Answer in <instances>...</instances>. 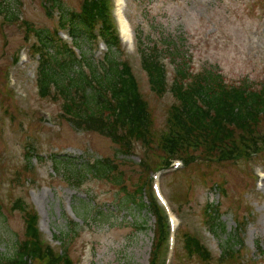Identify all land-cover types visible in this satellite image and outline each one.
I'll use <instances>...</instances> for the list:
<instances>
[{
    "label": "rangeland",
    "instance_id": "1",
    "mask_svg": "<svg viewBox=\"0 0 264 264\" xmlns=\"http://www.w3.org/2000/svg\"><path fill=\"white\" fill-rule=\"evenodd\" d=\"M124 2L122 14L132 35L121 39L120 50L148 102L157 134L166 127L173 97L169 93L156 96L149 89L135 50L134 30H139L148 42L159 41V35L178 37L191 56L194 69L217 66L232 82L243 77L264 80V0ZM62 4L77 10L80 0H62ZM0 6L1 258L11 256L16 239L23 237V212L10 210L14 200L21 197L38 213L39 231L45 242L57 248L58 242L52 241L55 237L63 239V234H73L69 253L75 264H149L155 241L152 213L146 208L138 211L121 206L125 193L105 179L89 176L79 185L67 181L74 166L83 170L109 157L115 159L129 190L140 175L138 164L145 160L147 177L142 194L145 204H149L146 184L150 185L149 178L155 171L159 175L160 188L177 217L170 264H203L184 253V231L198 236L213 258L218 256L221 243L232 238L234 249L250 258L247 264H264V178L260 176L264 172V152L248 160L214 163L210 169L199 162L193 168L156 170L163 153L154 145L148 150L141 143L135 144L131 155L126 157L106 135L76 128L58 115V102L41 98L37 93V57L30 52L35 37L24 33L20 21L53 32L59 14L48 16L42 0H0ZM114 16L120 28L115 9ZM59 36L71 42L66 32H59ZM81 49L95 60L106 50L102 43L93 47L85 41ZM28 144L35 151L26 158ZM26 163L31 170L23 173L21 169ZM202 172H208V176L204 178ZM100 207L110 215L108 221L99 217L96 209ZM212 216L218 217L224 231L218 234L209 231ZM133 220L145 222L147 229L139 230ZM166 249L167 245L157 264H163ZM205 264L216 262L213 259Z\"/></svg>",
    "mask_w": 264,
    "mask_h": 264
},
{
    "label": "trees",
    "instance_id": "2",
    "mask_svg": "<svg viewBox=\"0 0 264 264\" xmlns=\"http://www.w3.org/2000/svg\"><path fill=\"white\" fill-rule=\"evenodd\" d=\"M42 1L48 16L59 14L53 32L35 29L26 21L20 23L27 36L35 37L30 52L37 56V93L41 98L59 103L60 117L78 129L106 135L126 157L131 155L135 144L141 143L148 150L154 145L163 153L157 168L167 167L172 159L179 158L183 168H193V164L204 162L210 169L214 163L221 165L263 154L264 80L243 77L232 82L217 66L194 69L191 56L178 37L159 35V41L148 42L139 30H135V49L149 89L156 96L169 93L173 97L166 127L157 134L148 102L120 50L112 1L80 0L77 10L66 8L62 0ZM59 30L68 33L70 43L58 35ZM99 40L106 45L107 52L95 60L82 51L81 43L89 42L94 47ZM34 151V146L28 144L26 158ZM141 163L138 164L140 175L131 190L124 184L126 179L115 159L109 157L83 170L74 166L67 181L79 185L89 176L105 179L125 193L121 206L138 211L148 209L155 218V241L149 264H157L166 244L168 228L165 216L151 195L149 182L146 184L149 204L142 200L147 165L144 159ZM21 170L30 172V164H24ZM16 175L19 180V172ZM202 175L205 178L208 172ZM11 209L23 212L24 232L22 239H16L13 254L0 257V264H75L69 253L73 234L65 233L63 239L55 237L56 248L42 239L36 226V212L21 197L14 200ZM96 210L101 219H110L105 208ZM213 212L217 215L216 208ZM217 219L215 216L210 219L213 234L224 231ZM133 224L139 230L147 229L145 222L133 220ZM239 228L242 227L239 225ZM182 242L184 253L203 264L213 259L216 264H247L250 259L234 249L232 238L221 243L216 258L193 233L182 232ZM239 243L243 244L242 239ZM258 250L263 253L260 247Z\"/></svg>",
    "mask_w": 264,
    "mask_h": 264
},
{
    "label": "bare ground",
    "instance_id": "3",
    "mask_svg": "<svg viewBox=\"0 0 264 264\" xmlns=\"http://www.w3.org/2000/svg\"><path fill=\"white\" fill-rule=\"evenodd\" d=\"M122 26H123L124 31L127 32V37H129L128 31H126L127 30L126 26L125 25H122Z\"/></svg>",
    "mask_w": 264,
    "mask_h": 264
}]
</instances>
